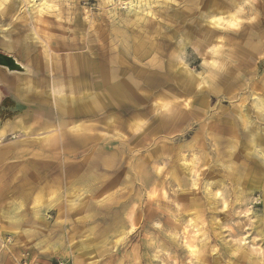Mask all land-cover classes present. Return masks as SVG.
<instances>
[{"label": "rangeland", "instance_id": "rangeland-1", "mask_svg": "<svg viewBox=\"0 0 264 264\" xmlns=\"http://www.w3.org/2000/svg\"><path fill=\"white\" fill-rule=\"evenodd\" d=\"M0 51L24 68L0 130L30 115L18 80L55 86L0 139V264H264V0H0ZM78 56L133 93L106 103ZM61 108L88 141L63 147Z\"/></svg>", "mask_w": 264, "mask_h": 264}, {"label": "bare ground", "instance_id": "bare-ground-1", "mask_svg": "<svg viewBox=\"0 0 264 264\" xmlns=\"http://www.w3.org/2000/svg\"><path fill=\"white\" fill-rule=\"evenodd\" d=\"M218 22H224V19L222 17L218 18ZM229 25H234V18L232 20H229ZM215 31L217 30V27L214 28ZM210 31H212V29H209ZM201 31V30H198ZM213 32V31H212ZM201 37L203 39H200V41L202 42H208L209 41V36L206 34H201ZM206 44V43H205ZM89 61L88 59H84L81 56H78L75 58V61H73V66H74V70H73V74H77L80 73V69L81 68H91V70L94 72V87H105V93L102 94L101 98L106 99V103L107 102H113L118 100H124L125 96H129L133 93V89L136 86L135 84V79L133 75H128V73L119 71V69H115L114 66L107 64L104 65H100L99 68L97 66V64L93 63ZM99 69V71H98ZM78 71V72H77ZM53 71L51 70V72L49 74H51ZM99 73V74H98ZM184 73V72H183ZM98 74V75H97ZM180 74V73H179ZM154 75H159V72H156ZM142 81L145 80V73H140L138 75ZM160 76H163L162 78H164L165 74L161 73ZM180 76V75H179ZM150 77V75L148 76ZM147 77V78H148ZM154 77V76H153ZM186 81L191 82L192 79L189 76H185ZM181 79V78H180ZM179 79V80H180ZM37 81V82H36ZM36 81H31L29 87L27 85H22L23 80H18L17 83V89L20 92H24L23 88H26L31 94H35L36 89H38L39 85H43V84H50L51 82L48 81V79H43V80H36ZM54 84V83H53ZM51 86V85H50ZM49 85L46 87V90L44 91V94L46 95H42L41 97H38L37 99L41 100L42 97L47 98V100H51L52 101V94L51 92L55 93V86H53L54 88H51ZM52 90V91H51ZM26 93V92H25ZM36 96H39L38 93L35 94ZM22 98H25V100H30L29 97H26L25 95L21 96ZM61 101H64L65 98L60 97ZM113 106V105H112ZM82 109L80 107H76L73 111H72V116L75 118H80L81 111ZM45 113V112H44ZM77 115H74L76 114ZM65 114V113H62ZM64 117V116H63ZM20 122V118L16 119V122ZM67 125V124H65ZM64 123L61 124V135H65V130H63V126H65ZM6 133V129H4L3 132L0 133V137L3 138L4 135ZM83 141V143L86 142V140L88 141L90 139V137L88 135L85 134L84 138L80 137V141ZM97 166V165H96Z\"/></svg>", "mask_w": 264, "mask_h": 264}, {"label": "crops", "instance_id": "crops-1", "mask_svg": "<svg viewBox=\"0 0 264 264\" xmlns=\"http://www.w3.org/2000/svg\"><path fill=\"white\" fill-rule=\"evenodd\" d=\"M5 79H6L5 76L0 73V84L5 85ZM12 90H13V94L16 95V99L21 103L28 104L31 107V110L29 111L30 112V115H28L29 118L28 117H24L22 119L20 118V122H18V121L16 122V119L9 120V121L5 122L3 124V126L1 127V130H0V133H1L7 127V131H6L3 138L8 137V135H10L11 133H14V132H17V131L24 129L26 127L27 123L30 122L32 119H35L36 121H38V123L41 122L44 125H47L45 123H48L49 121H51V117H52V115H51L52 109L50 107V101L51 100H47V98H44V97H42V99L39 100V99L35 98V95L31 98L26 94L28 92V90L26 88H23L24 92L18 91L17 84L14 87H12ZM22 95L29 97L30 100H25V98L21 97ZM62 98H63V96H62ZM62 102H64V101H62ZM58 111H60V115H61L60 118L63 120V118H65L66 114H62V113H64L62 108L58 109ZM62 120H61V124L64 123V120L63 121ZM65 126L67 127V125H65ZM64 133H65V135H63V134L61 135V132L59 133V137L62 138L63 147L68 146L70 140H73L79 146V143H81V144L83 143L82 139L80 141V137L84 138V136L86 134L85 132H73L72 134H69L66 130ZM3 138L0 137V139H3ZM74 157H76V156H74ZM106 165L108 167L110 166L109 161H106Z\"/></svg>", "mask_w": 264, "mask_h": 264}, {"label": "water", "instance_id": "water-1", "mask_svg": "<svg viewBox=\"0 0 264 264\" xmlns=\"http://www.w3.org/2000/svg\"><path fill=\"white\" fill-rule=\"evenodd\" d=\"M6 59L7 61L10 62V65L12 66V68L10 66H7V69L9 70V72H23L22 71L24 69L23 66H21V64L16 62L12 56H6ZM1 101L2 99H1V93H0V102Z\"/></svg>", "mask_w": 264, "mask_h": 264}, {"label": "flooded vegetation", "instance_id": "flooded-vegetation-1", "mask_svg": "<svg viewBox=\"0 0 264 264\" xmlns=\"http://www.w3.org/2000/svg\"><path fill=\"white\" fill-rule=\"evenodd\" d=\"M6 56H11V55H8L0 51V68L5 70L7 69V66H10L12 68L10 62L7 61Z\"/></svg>", "mask_w": 264, "mask_h": 264}, {"label": "trees", "instance_id": "trees-1", "mask_svg": "<svg viewBox=\"0 0 264 264\" xmlns=\"http://www.w3.org/2000/svg\"><path fill=\"white\" fill-rule=\"evenodd\" d=\"M4 104H6L8 107H10V106H12V105H13V103H11V102H8V101H4Z\"/></svg>", "mask_w": 264, "mask_h": 264}]
</instances>
